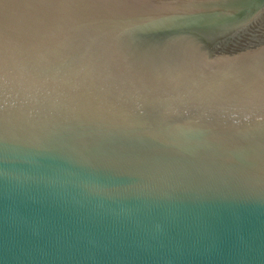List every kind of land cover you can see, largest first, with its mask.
<instances>
[{"label":"water","instance_id":"water-1","mask_svg":"<svg viewBox=\"0 0 264 264\" xmlns=\"http://www.w3.org/2000/svg\"><path fill=\"white\" fill-rule=\"evenodd\" d=\"M0 264H264V0H0Z\"/></svg>","mask_w":264,"mask_h":264}]
</instances>
